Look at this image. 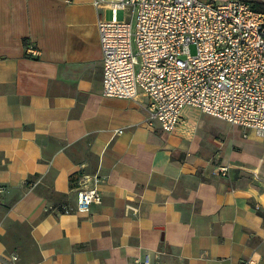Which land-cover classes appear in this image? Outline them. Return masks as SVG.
Segmentation results:
<instances>
[{"label": "crops", "instance_id": "crops-1", "mask_svg": "<svg viewBox=\"0 0 264 264\" xmlns=\"http://www.w3.org/2000/svg\"><path fill=\"white\" fill-rule=\"evenodd\" d=\"M102 17L0 0V264H264V139L190 107L164 132L143 93L103 96ZM84 173L101 203L62 213Z\"/></svg>", "mask_w": 264, "mask_h": 264}, {"label": "built area", "instance_id": "built-area-1", "mask_svg": "<svg viewBox=\"0 0 264 264\" xmlns=\"http://www.w3.org/2000/svg\"><path fill=\"white\" fill-rule=\"evenodd\" d=\"M94 5L109 13L97 21L103 96L133 100L143 93L149 119L164 132H172L190 107L264 139V13L251 2L94 0ZM27 53L38 56L39 50L28 46ZM102 181L98 173L79 175L75 209L60 211L86 213L99 205Z\"/></svg>", "mask_w": 264, "mask_h": 264}, {"label": "trees", "instance_id": "trees-1", "mask_svg": "<svg viewBox=\"0 0 264 264\" xmlns=\"http://www.w3.org/2000/svg\"><path fill=\"white\" fill-rule=\"evenodd\" d=\"M251 4L254 10L264 13V3L259 1H251Z\"/></svg>", "mask_w": 264, "mask_h": 264}, {"label": "rangeland", "instance_id": "rangeland-1", "mask_svg": "<svg viewBox=\"0 0 264 264\" xmlns=\"http://www.w3.org/2000/svg\"><path fill=\"white\" fill-rule=\"evenodd\" d=\"M108 17H109V13H108ZM188 109H190V108H186L185 111H187ZM201 118L206 119V120H209V119L214 120L213 118L209 117L208 115H202ZM226 130H227V133L231 131V129L227 128V126H226ZM247 141H249V140H247ZM252 144H254L255 146L258 145V143H256V142H253Z\"/></svg>", "mask_w": 264, "mask_h": 264}]
</instances>
